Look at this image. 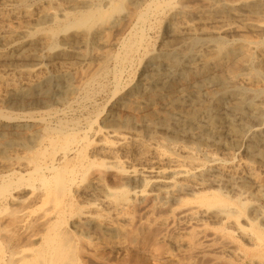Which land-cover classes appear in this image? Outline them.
<instances>
[{
	"label": "bare ground",
	"instance_id": "1",
	"mask_svg": "<svg viewBox=\"0 0 264 264\" xmlns=\"http://www.w3.org/2000/svg\"><path fill=\"white\" fill-rule=\"evenodd\" d=\"M135 1L137 3V0ZM147 1L148 3L145 7L139 9L132 8L133 6L135 7L133 4V6L130 4L131 7L127 6L126 0H0V67H3L5 71L2 72L3 70H0V103L7 102L8 98L14 95H28L40 85L41 81L48 76L54 68H60L58 73L59 77L65 78L67 76H75L77 83H72L73 86H70L71 89L67 94L72 95L75 92L78 93L77 91L80 93L83 89H89L92 86L100 85L101 81L99 79H102L101 77L107 74L111 63H115L122 67L126 66L131 62L132 58L135 57L134 55L145 46L146 38L144 27L147 25L150 18L158 17L161 14L165 15V24L170 32V40H185L197 36L212 39L215 37L237 35L238 38L233 46L231 45V48H217L213 45L205 44L206 48L195 53V57L199 63L191 68V74L194 77L204 75V77L206 76L208 78L210 83L218 84L223 88H229L236 84H243L252 88L259 86V83L263 84L260 80L262 75H264V38L263 41H257L258 38L255 37V41L247 36V33L251 32V34L255 33L264 37V0H217L212 3L207 0H200V3H198L199 1L197 2V0H190L189 2H186L187 0H146V2ZM194 2H197L198 5L196 6V3L193 4ZM223 18H229L228 21L232 19L234 23H229L228 25L227 22H224ZM220 19H223V21ZM123 23L126 26L132 27L130 28L131 34L128 36L129 38L127 40L118 44V41L116 42L111 39V35ZM211 23H215L216 25L212 27L208 26V24ZM117 34L114 35L115 39L118 37ZM159 37H161V35ZM199 39L200 38H198V40ZM225 40L227 39L225 38ZM198 42L200 43V41ZM57 43H59L60 46H58ZM117 44L120 47V51L117 54H111L112 52L110 53V49ZM188 45H192L191 42ZM196 46L197 45H195V47ZM200 47L202 48L203 46ZM159 53L165 64L167 62L172 63L173 56L179 54V52L171 50V42L164 43ZM73 60L81 66H84V68L86 67V71L80 75V70L78 73L77 69L74 68V63H72ZM28 61L29 64L31 61L35 65L32 67L25 66L24 63ZM253 63H256L255 70L250 68ZM187 68L188 67H186V69ZM117 71L114 76V82L116 83L114 84L116 85L114 95H117L122 90V88H120V75H118ZM132 75H134V73ZM58 86H60V84ZM129 86H131V84ZM202 89L205 91L210 90L208 85H204ZM183 90V92L181 90L176 92L178 94L177 97L174 99L172 98V100L168 102L162 101L158 95H148V93H140L136 97L132 95L133 99L128 103L123 102L124 104L121 108L118 107V104H114L115 106L112 107L109 117L105 120V129H95L94 122L90 123L89 121V130L87 129L88 131L85 132L79 130L77 124L64 123L62 120H59L57 126L50 127L49 124H47L46 117L49 115L48 118H51V115H53L52 112H41V110L40 115L42 118L39 119V124L34 125V127L42 129L44 133L43 137L40 136V138H43L40 142V148L37 150L34 149L35 151L32 153L28 152V154L23 157H15V159L8 157V153L5 152L6 148L4 144L7 142L17 143V141H21L24 134L20 133V131L14 132L13 130H18L16 127L21 119H34V117L31 115L27 117H15L9 115L10 113L8 115H6V113H0V118L6 120L3 125L5 126V129H3L4 131H0V171L4 175L1 174L3 177L0 178V264H90V259L87 260L84 254V247L82 248L83 251H81L78 246L77 238L74 236V234L78 233L80 227H90V233L86 234L87 241L95 246L100 245L102 241L106 243L108 241L118 242V240H121L122 237H124L123 235L126 234L125 229L131 221H129L128 212L139 208L146 209V204L148 202L155 205V201L157 202L159 198H163L164 196H166V198L169 196L173 203L169 205L168 203L170 202L166 201L168 206H166V204H156L155 207H152L158 211L167 209L170 215H176L178 221H176V223H178L177 225L188 227V229L190 226H194V228L207 225L222 227L224 231H226L224 233H227L233 238L237 236V238L241 239L240 242H245L247 244L246 248L249 246L247 255H243V257L240 253H236V251H228L230 254H233V256L241 262L243 258H246L244 256L253 253H258V257L264 260V233L258 231L256 228L252 231L249 229L247 230L246 228L248 227L243 226L245 224L243 220L242 222L244 224L242 225L241 219L244 218V212H242V210H237L238 201L241 199H238L236 202L232 200V198L229 199L224 194L214 190L217 185L221 184L222 186L224 185L233 196H240L239 194L242 188L246 189L245 191L248 194L246 186L241 182L244 172L257 179L259 175L258 172H264V157L255 159L250 158V160L248 158L249 161L245 160V163L240 159L241 164L244 163L243 168L239 165L240 161L238 163L239 167H235L237 163L235 166H232L234 164H228L229 161L227 163L225 160L227 158L223 159L220 157L218 151H231V154L234 150L238 151L239 140L235 129L231 125L226 124L219 128L216 122L209 123L207 126H201L202 128H200L197 126L198 113L185 114L186 125H183V127L171 128L168 126L165 120L166 118L164 119L163 117L162 119L159 115L158 110L160 107L158 108V105L160 106L162 104V106L168 109L181 111L183 103L186 102L185 98L191 96V93H188L186 89ZM221 92L222 91H220V93ZM42 93L44 92H41V94ZM187 93L189 94L188 96ZM70 97L72 98V96ZM74 97L76 96L74 95ZM65 98L66 97H64V99ZM144 100L148 102V105L145 107L149 109L146 110L145 108L146 111L142 110L140 106L141 102ZM260 101L251 106L255 115H257L256 113L264 111V99L262 102ZM52 103H54V101ZM2 107L3 106H1V108ZM64 108H66V106ZM102 109L105 111L104 109L106 108L103 107ZM103 111L100 115L104 113ZM143 111L144 113L147 112L145 116L143 115L144 113L142 114ZM58 113L57 111L56 114ZM61 113L62 112H60V115ZM56 114H54L53 117ZM258 115L260 117L262 116L260 114ZM210 118L213 120V117ZM34 120L36 122V119ZM135 122H156L154 125H160V127L155 128L156 126L153 125L148 126L146 130L148 133H151L152 136L150 135L151 140L145 142L141 139L138 129L134 125ZM142 127L145 128V125H142ZM6 129H10L14 133L7 132ZM139 130L146 131L144 129ZM159 130H161L164 135H170L172 138L175 137L178 140L181 138L183 140L187 137L193 142H205L204 145L207 148H212L215 151H211L207 154L209 160L207 161L212 164V170L219 175H210L211 173L205 175L204 171L207 165L199 162L195 158V148L192 144V146L179 145L178 148L177 146L171 145V153H167L165 148L164 150L161 148V144L163 143L162 139H158L155 135ZM186 130L188 131L184 132ZM182 132H184L185 135H183ZM27 134H29V132ZM222 134L226 135V142L218 140L219 137H222ZM167 137L169 138V136ZM246 137L247 136H245V138ZM145 139L147 138L145 137ZM223 139L225 140V138ZM24 140L26 141V139ZM208 151L210 150L208 149ZM16 152L18 151L16 150ZM255 152L256 151H254V153ZM18 153H20V151ZM10 154L12 155L11 157L14 158L17 153L14 156V153ZM232 156H234V154ZM110 171L114 172V175L109 174ZM96 173L100 174V178L92 180L91 177ZM234 176L241 179L240 182H231V180H229ZM112 177L115 178L114 182H112L113 180L110 181ZM246 179L248 180V178ZM251 180L252 179H250V181ZM213 186H215V188ZM245 191L241 192L245 194ZM16 193L19 194L16 195ZM236 197L235 199H237ZM257 197L255 201L253 199L252 207L248 205V208L250 206L253 210L260 213L263 219L264 191H259ZM246 198L248 197L246 196ZM139 200L143 202L140 201V203H138ZM244 201H242V203ZM242 203L240 204L241 206ZM39 204H41V207L32 210L33 207ZM239 208L241 207L239 206ZM248 208L244 209L247 210ZM255 211L251 214L254 215ZM137 212L139 211L137 210ZM131 214L132 212L130 215ZM136 216H138V213ZM156 216L153 217L156 219ZM152 219L149 221H152ZM171 219L172 218H170L169 221H171ZM143 220L145 219L143 218L142 221ZM165 220H163V218L161 220L156 219V221H160L163 225L165 223L167 224L168 219L166 222ZM69 221L72 222L71 229L68 228ZM158 225L156 226L158 227ZM169 225L173 227V224L169 223ZM177 225L175 226L177 227ZM130 226H132V224ZM165 226L166 225H164V227ZM198 230L200 231V229ZM156 231L158 232V228ZM99 232H102V236L95 237ZM188 232L190 233L191 231L188 230ZM3 233L7 235L6 239L2 238ZM137 234H135V236ZM181 234L185 236L183 233ZM195 238L196 237H193L194 240ZM125 239L123 242H125ZM167 241H169V239ZM110 250H113L112 247ZM86 251H88V248ZM98 252L99 250L97 253ZM100 254L102 255L103 253ZM101 255L98 256L100 259L102 258ZM249 259H251V257ZM97 260L99 259L97 258ZM104 263H107V261ZM246 264H264V262L253 263L250 261Z\"/></svg>",
	"mask_w": 264,
	"mask_h": 264
},
{
	"label": "rangeland",
	"instance_id": "2",
	"mask_svg": "<svg viewBox=\"0 0 264 264\" xmlns=\"http://www.w3.org/2000/svg\"><path fill=\"white\" fill-rule=\"evenodd\" d=\"M186 1V0H185ZM190 0H187L186 2H189ZM199 1V2H198ZM203 1V0H201ZM208 2H215L217 0H207ZM133 2V3H132ZM198 3H200V0H197ZM197 2H194L193 4H195L196 6L198 5ZM148 3V1L146 2V0H137V3L135 0H126V4L127 6L131 7V5H135V7L133 6L132 8H139V9H143L145 7V5ZM131 4V5H130ZM202 4V3H201ZM137 6V7H136ZM162 19H161V18ZM158 20H157V19ZM156 21H155V20ZM224 22L229 25V23H234L232 22L233 20L230 19L231 21H228L229 18H223ZM223 19H220L223 21ZM151 20V21H150ZM149 22L147 23V25L144 27V31H145V46L143 48H141L132 58L131 62L126 65V66H118L115 63H111V65L109 66V69L107 71V74H105L103 77H101L102 79H99L100 85H95L90 87L89 89H83V91H81L79 93V91H77L78 93H74L72 95L67 94L69 92V90L71 89L70 86H73V84H76L77 80L75 79V76H67L65 78L59 77L58 73L60 68H54L53 69V73L49 72L50 74L48 76H46L40 83V85H38V87L32 91L31 93H29L28 95H14L8 98L7 102L5 103H0V113L8 115H12V116H28L31 115L34 117V119H36V122L34 119H29V118H25L24 120L21 119L19 122V124L17 125L16 129L18 130H13L14 132H18L20 131V133L24 134V137L22 138L21 141H17L16 142H7L5 145V148L3 146V148L5 149V152L8 153V157L15 159L18 157H23L25 155L29 153H32L33 151L37 150L40 148V142L42 141L40 138L43 137V131L42 129L36 128L34 127V125L39 124V119L42 118L41 117V112H52V114H56V112L58 111L59 113L56 114L54 117L53 115H51L52 117L49 119L48 116L47 118V124H49L50 127H55L58 125L59 120H62L64 123H70V124H77L79 130L85 132L88 131V122L90 121V123L94 122V128H101V129H105V120L109 117L110 115V111L112 109L113 106L118 104V107L121 108L122 105L126 102L128 103L129 101H131V99H133L134 95L135 97L137 95H139L140 93H148V95H158L159 98H161L162 101L168 102L170 100H172V98L174 99L175 97H177V93L179 92V90H181L182 92L184 91L183 89H186V91L188 93H191V96H188L189 94L187 93V96L185 98L186 102L183 103L182 109L181 111H175V110H171L168 109L164 106H162V104L159 106L158 105V112L159 115L162 117H164V119L166 120V122L168 123V126H170L171 128H177V127H183V125H186V116L185 114L187 113H198L197 119V126H199L200 128H202L203 126H207L209 123L212 122H216L219 126V128H221L222 126L226 125H231L234 129L235 132L237 133L236 135L238 136V140H239V148L238 151L234 150L232 151H227V152H223V151H218V155L220 157L227 158L225 159L230 165L235 166V164L237 166L235 167H239V165H241L240 167L243 168L244 163L246 162L245 160H250V158L255 159L258 157H264V111L261 113H256L257 115H255V113L252 111L251 106H253L254 104H257L263 101L264 99V75H262L260 82H262L263 84L259 83V86L257 87H249L247 85H243V84H236L232 87L229 88H223L222 86L215 84V83H210L208 81V78L204 75H199L197 77H194L191 74V71L193 67H195L199 61H197V58L195 57V53L200 52L201 50H203L204 48H206V45H213L215 47H220V48H231V45L233 46V44L235 43L236 39L238 38L237 35H229V36H222V37H215L212 39H207L205 37L202 36H197V37H193L190 39H185V40H181V39H171L170 40V32L168 27L165 24V15L161 14L158 17H152L150 18ZM219 20V19H218ZM159 23H158V22ZM162 21V22H161ZM125 24H127L126 22H124ZM121 24V26H119L117 28L116 33L115 31L112 33L111 35V39L114 41H118V44L123 43L125 40H127L131 34L130 32V28L129 26H126L125 24ZM156 24V25H155ZM163 24V25H162ZM208 24V26L212 27L214 25H216L215 23L212 25ZM154 25V26H153ZM162 25V26H160ZM121 27V29H120ZM152 27V28H150ZM161 27V28H160ZM127 29V30H126ZM120 30V31H118ZM162 30V31H161ZM122 31V32H121ZM124 31V32H123ZM120 35H119V33ZM130 32V33H129ZM169 32V33H168ZM118 33V34H117ZM123 33V34H122ZM115 34L118 35V37H116L115 39ZM157 36H155V35ZM169 34V35H168ZM253 34V33H252ZM251 34V32L247 33V36L251 37L253 40H255L256 38L257 41H263L264 37H261L260 35L257 34H253L255 36H253ZM116 35V36H117ZM149 35V36H148ZM161 35V37H159ZM167 35V36H166ZM113 36V37H112ZM169 36V37H168ZM232 38H231V37ZM156 37V38H155ZM168 37V39H167ZM224 37V40H223ZM256 37V38H255ZM124 38V39H123ZM198 38H200L198 40ZM225 38L227 40H225ZM255 38V39H254ZM118 39V40H117ZM121 39V40H120ZM197 39V40H194ZM214 39V40H213ZM217 41H216V40ZM167 40V41H166ZM204 40V41H203ZM208 40V41H207ZM213 40V41H212ZM123 41V42H122ZM157 41V42H156ZM189 41V42H188ZM194 41V42H193ZM200 41V43L198 42ZM216 41V42H214ZM221 43H220V42ZM256 41V40H255ZM150 42V43H149ZM166 42H171V50L174 52H179V54H176L173 56V62H177V63H164L163 62V58L160 55V50L163 47V44ZM192 45H188V44ZM202 42V43H201ZM219 42V43H218ZM264 42V41H263ZM161 43V45H160ZM186 46H185V44ZM198 43V44H197ZM226 43V44H225ZM117 45H115L113 48L110 49V53L111 54H117L120 51V47ZM204 44V45H203ZM206 44V45H205ZM58 46H60L59 43H57ZM148 45V46H147ZM183 45V46H182ZM195 45H197L195 47ZM220 45V46H219ZM230 45V46H229ZM156 46V47H155ZM160 46V47H159ZM191 46V47H190ZM200 46H203L202 48ZM205 46V47H204ZM116 47V48H115ZM184 47V48H183ZM119 48V49H118ZM155 48V49H154ZM181 48V49H179ZM199 48V49H198ZM178 49V50H177ZM188 51H187V50ZM91 50V49H90ZM89 50V51H90ZM114 50V52H113ZM195 50V51H194ZM88 51V52H89ZM158 51V52H157ZM187 51V52H186ZM192 53H191V52ZM194 51V52H193ZM154 55H153V54ZM183 55H182V54ZM187 54V56H186ZM139 56V57H138ZM156 56V57H155ZM193 56V57H192ZM149 57V58H147ZM175 57V58H174ZM185 57V58H184ZM141 58V59H140ZM182 58V59H181ZM189 58V59H188ZM145 59V61H144ZM177 59H181V60H177ZM143 60V62H142ZM154 60V61H153ZM189 60V61H188ZM196 60V61H195ZM182 61H183V65H182ZM136 62V63H135ZM187 62V63H186ZM192 62V63H191ZM28 63V64H27ZM25 62L24 65L28 66V67H32L35 64L33 62L29 61ZM74 63V68L77 69V72L79 73L80 70V75L85 72L86 67L84 68V66H81L80 64H78L76 61L73 60ZM141 63V64H140ZM143 63V64H142ZM150 63V64H149ZM155 63V64H154ZM186 63V64H185ZM96 64V63H95ZM140 64V66H139ZM177 64V65H176ZM185 64V65H184ZM254 64V65H253ZM251 64L250 68H252V70L256 69V63ZM142 65V66H141ZM157 65V67H156ZM159 65V66H158ZM163 65V66H162ZM166 65V66H165ZM181 65V66H180ZM77 66V67H76ZM95 66V65H94ZM117 66V67H116ZM152 66V67H151ZM180 66V67H178ZM253 66V67H252ZM82 67V68H81ZM121 67V68H120ZM127 67V68H126ZM132 67V68H131ZM162 69H161V68ZM186 67H188L186 69ZM159 68V69H158ZM165 68V69H164ZM130 71H129V70ZM137 69V70H135ZM140 69V70H139ZM150 69V70H148ZM154 69V71H153ZM0 70L2 72L4 71L3 67H0ZM118 70V71H117ZM128 70V71H127ZM168 70V71H167ZM177 70V72H176ZM0 71V72H1ZM115 71V72H114ZM116 71L118 73V75H120V80H121V84H120V88H122V90L120 91V93H118L117 95H114L115 92V88H116V84L115 81V74ZM123 71V72H121ZM135 71V72H134ZM182 71V72H181ZM140 72V73H139ZM165 72V73H163ZM189 74H188V73ZM111 73V74H110ZM113 73V74H112ZM122 73V74H121ZM126 73V74H125ZM134 73V75H132ZM139 73V74H138ZM162 73V74H161ZM184 73V74H182ZM54 74V75H53ZM110 74V75H109ZM53 75V76H51ZM124 75V76H123ZM132 75V77H131ZM177 75V76H176ZM50 76V77H49ZM58 76V77H57ZM134 76V77H133ZM107 77V78H106ZM131 79H130V78ZM52 78V80H51ZM71 78V79H70ZM114 78V79H113ZM136 78V79H135ZM146 78V79H145ZM166 78V79H165ZM175 78V79H173ZM181 78V79H179ZM196 78V81H195ZM106 79V80H105ZM109 79V80H108ZM123 79V80H122ZM127 79V80H126ZM130 79V81H129ZM135 79V80H134ZM144 79V81H143ZM155 81H154V80ZM151 80V81H150ZM65 81V82H64ZM72 81V82H71ZM106 81V82H105ZM128 81V82H127ZM177 81V82H176ZM198 81V82H197ZM49 82V83H48ZM76 82V83H75ZM133 82V83H132ZM136 82V83H135ZM148 82V83H147ZM150 82V83H149ZM194 82V83H193ZM45 83V84H44ZM165 83V84H164ZM193 83V84H192ZM48 84V85H46ZM60 84V86H58ZM63 84V85H62ZM105 84V85H104ZM131 84V86H129ZM140 84V85H139ZM161 84V85H160ZM190 84V85H189ZM43 85V86H42ZM53 85V86H52ZM146 85V86H145ZM204 85H208V87L210 88V90H204L202 89ZM68 86V87H67ZM100 86V87H99ZM111 86V87H110ZM115 86V87H114ZM154 86V87H153ZM184 86V87H183ZM237 86V87H235ZM243 89H242V87ZM44 87V89H43ZM55 87V88H54ZM95 87V88H94ZM128 87V88H127ZM143 87V88H141ZM149 87V88H148ZM214 87V88H213ZM239 87V88H238ZM43 90H42V89ZM52 88V89H50ZM125 88V89H124ZM223 88V89H222ZM231 88V91H230ZM245 88V89H244ZM253 90H251V89ZM255 88V89H254ZM259 88V89H258ZM49 89V90H48ZM95 91H94V90ZM139 89V90H138ZM156 89V90H155ZM158 89V90H157ZM215 89V90H214ZM219 89V90H218ZM225 89V90H224ZM51 90V91H50ZM53 90V91H52ZM91 92H90V91ZM143 90V91H142ZM147 90V91H146ZM174 90V91H173ZM239 90V91H238ZM244 90V91H243ZM255 90V91H254ZM39 91V92H38ZM141 91V92H140ZM220 91H222L220 93ZM241 91V92H240ZM247 91V92H246ZM252 91V92H251ZM41 92H44L41 94ZM49 94H48V93ZM89 92V94H88ZM94 92V93H93ZM113 92V93H112ZM122 92V93H121ZM126 92V93H125ZM137 92V93H136ZM154 92V93H153ZM243 92V93H242ZM246 92V93H245ZM255 92V93H254ZM54 93V94H53ZM59 93V94H58ZM82 93V94H81ZM124 93V94H123ZM131 93V94H130ZM219 93V95H218ZM240 93V94H239ZM47 94V96H46ZM58 94V95H57ZM85 94V96H84ZM245 94V95H244ZM248 94V95H247ZM54 95V96H53ZM56 95V96H55ZM72 96V98L70 96ZM74 95L76 97H74ZM88 95V96H87ZM96 97H95V96ZM163 95V96H162ZM211 95V96H210ZM216 95V96H215ZM22 96V97H21ZM37 96V98H36ZM42 98H39V97ZM46 98H45V97ZM83 96V97H82ZM94 96V97H93ZM213 96V97H212ZM249 98H248V97ZM54 97V98H53ZM64 97H66L64 99ZM85 97V98H84ZM93 97V98H91ZM98 97V98H97ZM112 97V98H111ZM114 97V98H113ZM116 97V98H115ZM132 97V98H130ZM171 97V98H170ZM185 97V96H184ZM31 98V99H30ZM35 98V99H34ZM68 98V99H67ZM84 98V99H83ZM96 98V99H95ZM100 98V99H99ZM226 98V99H225ZM248 98V100H247ZM253 98V100H252ZM255 98V99H254ZM263 98V99H262ZM14 101H11V100ZM75 99V100H74ZM88 99V100H87ZM94 99V100H93ZM105 99V101H104ZM110 99V100H109ZM124 99V100H123ZM127 99V100H126ZM20 100V101H19ZM29 100V101H28ZM34 100V102H33ZM39 100V101H38ZM41 100V101H40ZM68 100V101H67ZM71 100V101H70ZM84 100V101H83ZM87 100V101H86ZM109 100V101H108ZM113 100V101H112ZM167 100V101H166ZM191 100V101H190ZM36 101V102H35ZM54 101V103H52ZM66 101V102H64ZM92 101V102H91ZM103 101V102H102ZM28 102V103H27ZM63 102V103H60ZM84 102V103H83ZM91 102V103H90ZM109 104H108V103ZM124 102V103H123ZM164 102V103H165ZM12 103V104H11ZM207 103V104H204ZM229 103V104H228ZM3 104V105H1ZM31 104V106H30ZM54 104V106H53ZM56 104V105H55ZM59 104V106H58ZM95 106H94V105ZM108 104V105H106ZM115 104V105H114ZM201 106H200V105ZM250 104V105H249ZM252 104V105H251ZM52 105V106H51ZM98 105V106H97ZM101 105V106H100ZM110 105V106H109ZM121 105V106H120ZM148 105L147 101H142L140 106L141 109L146 111L149 108H146L145 106ZM189 105V106H188ZM191 105V106H190ZM1 106H3L1 108ZM66 106V108H64ZM68 106V107H67ZM186 106V108H185ZM241 106V107H240ZM20 107V108H19ZM24 107V108H23ZM53 109H52V108ZM78 107V108H77ZM103 107H105L106 109H104L105 111H103ZM163 107V108H161ZM193 107V108H192ZM8 108V110H7ZM23 108V109H22ZM35 108V110H34ZM50 108V109H48ZM146 108V110H145ZM248 108V109H247ZM16 109V110H15ZM62 109V110H61ZM72 109V110H71ZM164 109V110H163ZM166 109V110H165ZM22 110V111H21ZM26 110V111H25ZM31 110V111H30ZM34 110V111H33ZM66 110V111H65ZM69 110V111H68ZM210 110V111H209ZM5 111V112H4ZM65 111V112H64ZM102 111L104 112L102 115H100L102 113ZM144 111L142 112V114L144 113ZM170 111V112H169ZM173 111V112H172ZM206 111V112H205ZM228 111V112H227ZM4 112V113H3ZM29 112V113H28ZM34 112V113H33ZM60 112L61 115H60ZM64 112V113H63ZM94 112V113H93ZM108 112V113H107ZM234 112V113H233ZM250 112V113H249ZM89 113V114H88ZM99 113V114H98ZM147 112H145L143 115L145 116ZM204 113V114H203ZM263 113V115H262ZM14 114V115H13ZM19 114V115H18ZM64 114V115H63ZM67 114V115H66ZM209 114V115H208ZM236 114V115H235ZM238 114V115H237ZM262 115L261 117L258 115ZM23 115V116H22ZM81 115V116H80ZM92 115V116H91ZM97 115V116H96ZM100 115V116H99ZM181 115V116H180ZM88 119H85V118ZM182 117V118H181ZM202 117V118H201ZM213 117V120L210 118ZM105 118V119H104ZM173 118V119H172ZM205 118V119H204ZM239 118V120H238ZM27 119V120H26ZM49 119V120H48ZM169 119V120H167ZM175 119V120H174ZM201 119V120H200ZM209 119V120H207ZM241 119V120H240ZM82 120V121H81ZM96 122H95V121ZM200 120V121H199ZM254 120V121H253ZM218 121V122H217ZM226 121V122H225ZM2 122V123H1ZM6 120L0 118V131H4L3 129H5V126H3L5 124ZM50 122V123H49ZM98 122V123H97ZM158 122V121H157ZM180 122V123H179ZM203 124H202V123ZM222 122V123H221ZM100 123V124H99ZM156 123V122H155ZM155 123H150V122H141V123H136L135 122V127L138 129V132L140 134V137L142 140H144L145 142L151 140V133H148L146 129H148V126H156L155 128L160 127V125H154ZM173 123V124H171ZM27 124V125H26ZM30 124V125H29ZM83 124V125H82ZM182 124V125H181ZM29 125V126H28ZM142 125H145V128L142 127ZM24 128H23V127ZM32 126V127H31ZM141 126V127H139ZM202 126V127H201ZM4 127V128H3ZM20 127V128H19ZM251 127V128H250ZM29 128V129H28ZM262 128V129H261ZM20 129V130H19ZM23 129V130H21ZM38 129V130H37ZM88 129V130H87ZM139 129H144L146 131H141ZM246 129V130H245ZM261 129V131H260ZM7 132H12L10 129H6ZM29 130V131H28ZM31 130V132H30ZM29 134H27L28 132ZM188 130L184 131L187 132ZM258 131V132H257ZM260 131V132H259ZM182 132L183 135H185V133ZM262 132V133H261ZM38 133V134H37ZM142 133V135H141ZM145 133V134H144ZM254 133V134H253ZM32 134V135H31ZM149 136H147V135ZM250 134V135H249ZM257 134V135H256ZM151 135V136H150ZM156 137L159 139H162V149L167 153H171V145H174L175 147L179 145H193L195 148L194 154H195V158L201 162L204 163L206 166L205 168V175H214V176H218L219 174L216 173L215 171H213V167L211 166L212 164L210 162H208V153L211 151H214L212 148H207L204 144L205 142H193L192 140H190L189 138H184L182 140V138L180 140L176 139L175 137L172 138L170 135H164L161 130H159V132L157 131V133L155 134ZM263 135V136H262ZM35 136V137H33ZM144 136V139H143ZM162 136V137H161ZM169 136V138L167 137ZM240 136V137H239ZM245 136H247L245 138ZM30 137V138H29ZM145 137L147 139H145ZM204 137V136H203ZM263 137V138H262ZM39 138V139H37ZM168 140H166V139ZM220 138V139H219ZM218 140H221L223 142L227 141V137L226 135L222 134V137H219ZM225 138V140L223 139ZM245 138V139H244ZM26 139V141L24 140ZM36 139V140H35ZM187 139V140H186ZM255 139V140H254ZM24 140V141H23ZM183 142H182V141ZM262 140V141H261ZM29 142V143H28ZM171 142V143H170ZM192 142V143H191ZM241 142V143H240ZM32 143V144H31ZM170 143V144H169ZM230 143V142H229ZM244 143V144H243ZM252 143V144H251ZM15 144V145H14ZM18 147H17V146ZM29 145V146H28ZM170 145V146H169ZM191 145V146H192ZM231 145V144H229ZM253 145V146H252ZM256 145V146H254ZM7 146V147H6ZM16 149H15V147ZM20 146V147H19ZM9 147V148H8ZM12 147V148H11ZM205 149H204V148ZM261 147V148H260ZM30 148V149H29ZM203 148V149H202ZM246 148V149H245ZM35 149V150H34ZM208 149L210 151H208ZM261 149V150H260ZM8 150V151H7ZM13 152H12V151ZM16 150L18 152H16ZM22 150V151H21ZM27 150V151H26ZM260 150V152H259ZM15 151V152H14ZM204 151V152H203ZM249 151V152H248ZM254 151H256L254 153ZM25 152V154H24ZM198 152V153H197ZM206 152V153H205ZM215 152V151H214ZM230 152V153H229ZM236 152V153H235ZM10 153H14L13 156L16 154V156L11 157L12 155ZM221 153V155H220ZM239 153V154H238ZM253 153V154H252ZM24 154V155H22ZM199 154V155H197ZM226 154V155H224ZM234 154V156H232ZM252 154V155H251ZM257 154V155H256ZM223 155V156H222ZM249 156V157H248ZM202 157V158H200ZM206 157V158H205ZM231 157V158H230ZM234 157V158H233ZM230 158V159H229ZM244 158V159H243ZM206 159V160H204ZM243 161L241 164V161ZM208 160V161H207ZM238 160V161H237ZM248 160V161H249ZM232 161V162H231ZM240 161V163H239ZM206 162V163H205ZM239 163V165H238ZM210 172H209V169ZM207 169V170H206ZM215 172V173H214ZM263 171L258 172L259 175L257 177V179L253 178L251 175L249 176L248 173L244 172V175L241 179H238L236 176L231 177L229 180H231V182H242V184H244L247 188L248 194L245 191L246 189H241L240 190V196H233L231 193H229L230 191L224 186L217 185L216 189L215 186H213L214 190H217L218 192H220L221 194H224L225 196H227L229 199L232 198V200H235L236 202L238 201V199H241L238 201L237 204V210L244 212V218L241 219V223L242 225L244 224L243 222H245V224L243 225L244 227H248L246 228L247 230L249 229L250 231H252L254 228H256L258 231L264 233V215H263V219L261 218L262 215H260V213L256 212L255 210H253L252 204H253V199L255 201L257 197V194L259 191H264V172ZM3 173L0 171V178L3 177L2 175ZM111 175H114V172L110 171ZM246 175V176H245ZM248 175V177H247ZM262 175V176H261ZM95 176V177H94ZM97 177V178H96ZM100 178V174L96 173L95 175H93L91 177L92 180H96ZM234 178V179H232ZM248 178V180L246 179ZM112 182L115 181V178H110ZM236 179V181H235ZM250 179H252L250 181ZM255 179V180H254ZM234 180V181H233ZM238 180V181H237ZM258 182H257V181ZM260 180V181H259ZM263 180V181H262ZM263 183H262V182ZM245 182V183H244ZM253 183V184H252ZM259 183V184H258ZM241 184V185H242ZM248 184V185H247ZM219 187V188H217ZM222 187V189H221ZM251 187V188H250ZM255 187V189H254ZM142 188V187H141ZM140 188V189H141ZM226 188V189H225ZM259 188V189H258ZM224 189V190H223ZM253 189V190H252ZM262 189V190H261ZM252 190V191H251ZM255 190V191H254ZM229 191V192H228ZM241 191H245L246 193L243 194V192ZM17 192V191H16ZM263 193V192H262ZM19 193H16V195H18ZM251 194V195H249ZM255 194V196H254ZM246 196L248 198H246ZM251 196V197H250ZM254 196V198H253ZM235 197L237 199H235ZM247 199H245V198ZM250 197V199H249ZM162 198V197H161ZM161 198L158 199V203L155 201V205H153V203L148 202L145 206V208H139L137 209L139 212H137V210H130L128 213V218H129V223L125 229V233L122 237L121 240H118V242H111L108 241L107 243L102 241L100 243V245L95 246L94 244L90 243L89 241H87V235L88 233H90V227L89 226H83L80 227L78 229V233L74 234V236L77 238V242H78V246L81 249V251H83V247H84V254L86 256V259L90 261V264H246L248 262H253V263H257V262H264V260L262 258H259V254L258 253H253V254H249L248 256H244L246 257L245 259L243 258V261H239L235 256H233V254H230L228 251H233L236 253H240L241 256L243 257V255H247L248 253V248L247 244L245 242H240L241 239L237 238V236H235V238H233L232 236H229L227 233H224L226 231H224V229L222 227H217V226H203L200 228H197L194 226H190L189 229L188 227H182L180 225H177L178 223H176L177 221V216H172L168 213V210H161L158 211L155 208H153L152 206H156V204L161 205V204H166V206L171 205L172 199H170L169 196H164L161 200ZM166 198V199H165ZM234 198V199H233ZM145 199V198H143ZM169 199V200H168ZM246 201H244V200ZM249 199V201H248ZM171 200V201H170ZM139 200L138 203H140ZM165 201V202H163ZM170 202L167 204V202ZM242 201H244L242 203ZM143 202V201H142ZM141 202V203H142ZM161 202V203H160ZM163 202V203H162ZM247 202V203H246ZM151 205H150V204ZM242 203V206L240 205ZM247 204V205H246ZM41 204L37 205L36 207H33L32 210H36L38 209ZM248 205L249 208H248ZM144 206V207H145ZM239 206L241 208H239ZM247 206V207H246ZM151 207V208H150ZM246 208H248L247 210H245ZM46 210V209H45ZM151 210V211H150ZM156 210V211H155ZM134 211V212H133ZM246 211V212H245ZM253 211V212H252ZM255 214H251L254 213ZM132 212V214L130 215V213ZM152 212V214H151ZM153 212H157V216L155 213ZM159 212V214H158ZM138 213V216H136ZM149 213V215H148ZM166 213V214H165ZM168 213V214H167ZM258 213V214H256ZM151 214V215H150ZM155 214V215H154ZM147 215V216H146ZM162 217H161V216ZM167 215V216H166ZM255 217H253V216ZM260 215V216H259ZM144 216V217H143ZM156 219H162L165 220V222L167 221V224L165 223L164 225H166L164 227L163 224H161V222L156 221ZM166 216V217H165ZM169 216V217H168ZM258 217V218H257ZM139 218V219H138ZM145 219L142 221V219ZM154 218V219H152ZM171 219V221H169ZM257 218V219H256ZM152 221H149L151 220ZM134 220V221H132ZM175 220V222H174ZM243 220V222H242ZM261 220V221H260ZM140 221V222H139ZM156 221V222H155ZM150 222V223H149ZM154 222V223H153ZM173 222V223H172ZM178 222V221H177ZM247 222V223H246ZM149 223V224H148ZM157 223V224H156ZM169 223L173 224L169 225ZM71 224L72 222L69 221L68 223V228L71 229ZM132 224V226H130ZM160 226H159V225ZM158 225V227L156 226ZM177 225V227L175 226ZM150 226V227H149ZM170 228H169V227ZM256 226V227H255ZM260 226V227H259ZM86 227V228H85ZM156 227V228H155ZM164 227V228H163ZM193 227V228H192ZM211 227V228H210ZM215 227V228H214ZM251 227V228H250ZM85 228V229H84ZM158 228V232L156 231V229ZM131 229V230H130ZM160 229V230H159ZM187 229V230H186ZM200 229V231L198 230ZM80 230V231H79ZM88 230V231H87ZM135 230V231H134ZM156 232H155V231ZM164 230V231H163ZM170 232H169V231ZM181 230V231H180ZM191 231L190 233L188 232ZM204 230V231H202ZM129 231V232H128ZM131 231V232H130ZM146 231V232H145ZM177 231V232H176ZM186 231V232H185ZM195 233H194V232ZM81 232V233H80ZM133 232V233H132ZM152 232V233H151ZM162 232V233H161ZM176 232V233H175ZM201 234H199V233ZM6 233V232H5ZM139 233V234H137ZM155 233V234H154ZM170 233V234H169ZM180 233V234H179ZM181 233H183L185 236H183ZM188 233V234H187ZM197 233V235L195 236V234ZM82 234V235H80ZM101 234V235H99ZM98 235H96L95 237H100L102 236V232H99ZM135 234H137L135 236ZM165 234V235H164ZM177 234V235H176ZM188 236H187V235ZM190 234V235H189ZM223 234V235H222ZM3 233L2 238L6 239L7 235H5ZM80 235V236H79ZM127 235V236H126ZM139 235V236H138ZM160 235V236H159ZM164 235V236H163ZM228 235V236H227ZM78 236V237H77ZM94 236V235H93ZM129 236V237H128ZM192 236V237H191ZM135 239H134V238ZM138 237V238H137ZM159 237V238H158ZM161 237V238H160ZM193 237H196L195 240L193 239ZM227 237V238H226ZM104 238V237H103ZM126 238V239H125ZM129 238V239H128ZM163 238V239H162ZM172 238V239H171ZM174 238V239H173ZM176 238V239H175ZM82 239V240H80ZM125 239V242H123ZM137 239V240H136ZM162 239V240H161ZM169 239V241L167 240ZM184 239V240H183ZM86 240V241H83ZM158 240V242H157ZM161 240V241H160ZM238 240V241H237ZM121 241V242H119ZM238 243H237V242ZM87 244H86V243ZM168 242V243H167ZM172 242V244H171ZM180 242V243H179ZM187 242V243H186ZM84 243V244H83ZM116 243V244H115ZM121 243V244H119ZM176 243V244H175ZM240 243V244H239ZM89 244V245H88ZM105 244V245H104ZM118 244V245H117ZM179 244H183V245H179ZM244 244V245H243ZM94 245V246H93ZM104 245V246H103ZM188 245V246H187ZM100 246V247H99ZM113 250H110L111 247ZM226 246V247H225ZM228 246V248H227ZM244 246V247H242ZM110 249H109V248ZM114 247V248H113ZM88 248V251H86ZM93 248V249H92ZM106 248V249H105ZM117 248V249H116ZM119 248V249H118ZM181 248V249H179ZM226 248V249H225ZM240 248V249H239ZM245 248V249H244ZM102 251H101V250ZM232 249V250H231ZM242 249V250H241ZM95 250V251H94ZM99 250V252L97 253V251ZM106 250V251H105ZM118 250V251H117ZM180 250V251H179ZM241 250V251H240ZM244 250V251H243ZM105 251V252H103ZM178 251V252H177ZM111 252V255H110ZM114 252V253H113ZM118 252V253H117ZM228 252V253H227ZM94 253V254H93ZM100 253H103L102 255ZM105 253V254H104ZM118 254V255H117ZM99 255H101V259L98 257ZM109 255V256H108ZM170 255V256H169ZM254 255V256H253ZM257 255V256H256ZM232 256V257H231ZM95 257V258H94ZM251 257V259L249 258ZM256 257V258H255ZM93 258V259H92ZM97 258L99 260H97ZM235 258V259H234ZM254 258V259H253ZM258 259V260H257ZM260 259V260H259ZM93 260V262H92ZM104 260V261H102ZM249 260V261H247ZM255 262H254V261ZM263 260V261H261ZM107 263H104L106 262ZM240 262V263H239Z\"/></svg>",
	"mask_w": 264,
	"mask_h": 264
}]
</instances>
